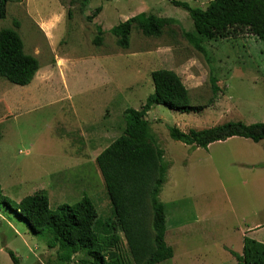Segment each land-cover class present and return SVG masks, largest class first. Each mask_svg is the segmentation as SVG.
<instances>
[{"label": "rangeland", "instance_id": "1", "mask_svg": "<svg viewBox=\"0 0 264 264\" xmlns=\"http://www.w3.org/2000/svg\"><path fill=\"white\" fill-rule=\"evenodd\" d=\"M173 2L205 10L210 0H10L0 31L19 21L25 52L39 60L46 83L33 92L0 79V185L14 207L45 191L53 212L88 196L109 222L103 178L85 158V131L107 128L99 148L110 146L123 134L125 112L140 111L154 93L151 74L173 69L190 90V106L202 110L182 114L156 106L147 116L169 166L160 200L174 257L161 264H238L232 253L243 251L239 231L264 226V169L240 163L252 162L255 152L264 159V142L237 138L208 153L172 140L170 129L263 124L264 45L252 36L204 41V57L184 39L183 32H194L193 21ZM143 13L177 24L160 38L134 29L130 49H119L110 30ZM98 27L105 32L101 48L93 43ZM211 74L221 89L215 98ZM3 99L14 102L12 116ZM122 249L129 254L125 240ZM9 252L19 264H94L84 253L60 262L58 247L49 249L16 209L0 204V264H14Z\"/></svg>", "mask_w": 264, "mask_h": 264}, {"label": "trees", "instance_id": "2", "mask_svg": "<svg viewBox=\"0 0 264 264\" xmlns=\"http://www.w3.org/2000/svg\"><path fill=\"white\" fill-rule=\"evenodd\" d=\"M10 0H0V22L7 19ZM86 5L88 0H71ZM188 12L194 32H183L184 39L198 54L207 57L204 41L252 36L264 45V0H210L205 10L186 3L173 2ZM101 12L98 9L94 16ZM91 20V19H90ZM0 31V79L19 87H28L40 71L39 60L25 52L20 36V23ZM175 20L140 14L110 30L121 50H129L133 30L147 38H160ZM105 32L97 28L94 45L101 48ZM154 93L140 111L125 112L123 134L105 149L96 160L107 192L113 218H100L91 198L84 196L75 206L64 205L51 211L45 191L23 199L12 206L0 185V204L16 209L33 232L48 241L49 249H60L59 261L70 263L76 255L87 254L94 264H161L174 257L166 242L167 217L160 200L169 166L165 153L153 135L148 114L156 106H164L182 114L200 112L190 106L188 89L173 71L159 70L151 74ZM213 98L221 89L212 74ZM213 102V101H212ZM176 142L194 148L208 149L212 144L232 138H243L258 144L264 141V123L245 125L228 123L208 130L170 129ZM125 240L128 255L122 249ZM9 255L14 264L19 260ZM238 264H264V245L244 239L243 254L232 253Z\"/></svg>", "mask_w": 264, "mask_h": 264}, {"label": "crops", "instance_id": "3", "mask_svg": "<svg viewBox=\"0 0 264 264\" xmlns=\"http://www.w3.org/2000/svg\"><path fill=\"white\" fill-rule=\"evenodd\" d=\"M39 28V27H38ZM40 30H41V33H43L45 36L48 37V33L45 31L46 29L44 27H40ZM220 41V40H219ZM35 57V56H34ZM173 72H175L176 74H178V76L182 79L181 75L176 72L175 70L172 69ZM46 73H43L41 72V69L40 71L38 72V74L36 75L34 81L32 82V84L26 88H29L31 91H35V90H40V87L42 86V84H45L46 82H42L41 81V76L42 75H45ZM49 74V73H48ZM47 74V75H48ZM183 81V80H182ZM42 82V83H41ZM184 83V82H183ZM185 84V83H184ZM186 86V85H185ZM187 88V87H186ZM188 89V88H187ZM188 92H189V96H190V90L188 89ZM6 99L8 100L9 98L6 96ZM6 99H3L4 102L3 104L5 105V108L8 109L9 111V116L11 115L12 116V108L14 107V102H8L7 103V100ZM10 100V99H9ZM107 129V128H106ZM97 130L95 127H88L87 130L85 131L86 132V136H84V147H85V151L87 150V152L89 154H86L85 155V158H89L91 160V162L95 163L96 164V160L97 158L100 156V154L105 150L107 149L109 146L105 147V148H102L100 146V143L103 141V139L106 137V133H107V130ZM94 131V132H93ZM234 139H237V138H232V139H229L228 141H225V142H219V143H215V144H212L208 147V149H204L206 150L208 153H211V150L212 148L215 146V145H218V144H226L228 142H231L232 140ZM243 139V138H241ZM246 140V139H245ZM251 141V140H250ZM99 142V144H98ZM264 141L258 143L257 145L263 143ZM84 152V151H83ZM254 153V152H253ZM256 154H254L253 156H251V160L249 161H252V162H249V163H240V166L242 167H249V166H253V167H259V168H262L264 169V159H262L260 157V155L258 154V152H255ZM257 154L259 155L258 158L257 157ZM184 227H185V230H184ZM182 230L185 231V235H189L191 233H186V225L182 226L181 228ZM264 229V226H261L260 224H256V226H253V227H248L246 228V230H243V232L239 231L240 232V235H241V238L243 240V250H244V239L245 238H250L260 244H263L264 245V236L261 235V231ZM184 231H182L184 233ZM181 232V233H182ZM182 233V234H183ZM254 235H257V238L253 239L251 237H253ZM229 250V249H228ZM231 251V250H229ZM239 255H242L243 254V251L240 253H237ZM210 258H208V261H209ZM234 259V257H233ZM200 260V259H199ZM201 261V260H200ZM238 263V262H237ZM208 264V263H207Z\"/></svg>", "mask_w": 264, "mask_h": 264}]
</instances>
